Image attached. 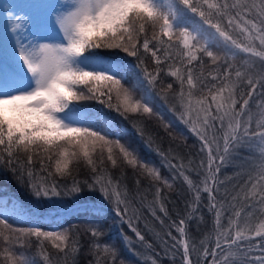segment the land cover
Listing matches in <instances>:
<instances>
[{
	"label": "snow or ice",
	"instance_id": "1",
	"mask_svg": "<svg viewBox=\"0 0 264 264\" xmlns=\"http://www.w3.org/2000/svg\"><path fill=\"white\" fill-rule=\"evenodd\" d=\"M189 13L198 16L200 22L190 17ZM213 17L216 18L215 23ZM57 22L63 34V42L33 43L17 40L8 58L0 62V161L6 156L11 165L18 154L22 153L29 166L32 165L34 156L40 157L42 169L47 162L54 166L55 173L60 176L70 175L73 163L80 161L96 172L97 160L94 157L97 153L100 164H103L106 153L107 160L113 166L116 165L115 145L126 163L142 167L149 176L159 180V172L150 168L147 163L139 162L135 154L120 144L119 140H110L107 132L102 134L91 119L75 115L79 109L74 102L95 98L107 107L115 108L121 115L141 112L151 115L152 108L135 99L134 90L125 86L129 69L122 64L107 62L90 50L119 49L129 56H137L142 48L145 53L151 54L154 63L159 66L172 59L170 50L175 46L181 49L176 53L181 58V63L186 61L183 69L175 67L173 70L170 67L168 73L181 86L178 93L180 106L184 110L181 118L184 123L190 124L191 131L203 141L202 150L207 149V173L202 181V189L181 172L189 188L195 192L194 202L200 200V192L203 191L213 201L210 207H217L214 202V185L219 167L213 168L217 157L213 148L214 139L209 140L207 132L210 126H216L217 120L221 128L227 120L228 131L223 138L224 152L245 146L249 150L254 148L258 151L256 174L254 177L249 175L251 190L245 198L258 197L257 203L264 205V113H261V118L256 122V130L250 131L252 114L248 113L247 119H241L249 100L244 99L237 110L238 100L235 94L243 78L246 77L247 84L253 90L256 81L239 68L235 69L233 78L232 66L228 65L222 76L209 73L212 81L219 80V86L213 83L209 88L203 82L206 79L204 73L194 74L191 67L193 61H200L199 54L208 57L216 65L219 57L212 48L220 46L218 41H222L229 51L235 48L264 62V0H75L69 11L58 16ZM222 23L227 25L228 30L222 27ZM149 28L152 31L151 39L146 35ZM231 31H238L246 42L233 38ZM160 53L163 54V59ZM143 72V80L137 77V86L146 81L154 87L160 68L157 67L155 74L147 68ZM168 88L171 89L172 84ZM198 90H207V95L197 98ZM248 95L251 96V92ZM101 97L104 99H100ZM113 98L117 103L112 102ZM61 113L64 115L61 116ZM219 159L223 163L224 156ZM201 167H204L203 161ZM27 176L34 196L47 198L61 195L55 183L33 182L30 167ZM94 184L100 185L105 198H114L117 215L128 213L126 200L122 198L118 185H113L111 179L105 181L102 176H96ZM79 190L74 183L70 191ZM121 204H125L123 210L119 207ZM22 211V207L16 205L11 209L7 204L0 205V242L4 245L0 256L7 264H36L35 257L13 251L15 247H25L26 243L30 246V240L26 242L25 237H34L39 242V256L45 261L49 260V256L43 248L44 241H49L53 248L65 256L77 251V248L69 247L72 242L69 231L13 229L8 222V213ZM161 211H166L163 205ZM219 215L220 212L217 211V223ZM240 215V212H235V236L230 240L226 237L224 245L217 238L216 248H227L229 251L227 254L222 251V259L217 261L216 251L213 250V264H251L253 260L257 264H264V255L237 258L238 254L231 251L238 241L252 239L246 235L251 231L250 228L239 227ZM129 223L131 226V221ZM184 223L182 219L181 226L177 227L182 235H185L182 227ZM133 231L140 241L144 240L140 232L136 229ZM91 235L97 237L98 230L92 229ZM254 235L264 238V223L256 227ZM258 247L264 248V245ZM94 251L99 254L97 264H100V258L105 254L112 258L105 264H114L116 252L107 243L103 245L102 253L99 243L94 245ZM191 251H195L194 246ZM204 255H208L207 249H204ZM183 261L184 264H193L187 238L183 242Z\"/></svg>",
	"mask_w": 264,
	"mask_h": 264
},
{
	"label": "trees",
	"instance_id": "2",
	"mask_svg": "<svg viewBox=\"0 0 264 264\" xmlns=\"http://www.w3.org/2000/svg\"><path fill=\"white\" fill-rule=\"evenodd\" d=\"M189 16L200 22L198 16L191 13ZM213 22H216L215 17ZM204 27L207 28V25ZM222 27L228 30L226 24L222 23ZM5 28L8 27L0 16L2 39ZM230 34L233 38L246 42L238 31H231ZM146 35L151 39L150 28ZM142 39L143 37L141 41ZM218 43L220 46L212 48L219 57L216 65H213L208 57L199 54L200 61H193L191 67L194 74L204 73L206 79L203 82L209 88L213 83L219 86V80L212 81L209 73L222 76L228 65L232 66L233 78L237 68L245 71L246 76H252L256 81L255 89L247 84L245 77L235 94L238 100L237 110L244 99L249 100L245 115L241 119H247V114L251 113L253 120L250 131H254L257 120L261 118V113H264V79H261L264 77V62L235 48L229 51L223 46L222 41ZM257 47L259 48V45ZM180 50L174 46L170 50L172 59L162 62L159 66L154 63L151 54L145 53L142 48L137 56H129L119 49L90 50L107 62L122 64L129 69L125 86L134 90L135 99L147 103L152 108V114L141 112L121 115L115 108H109L95 98L86 103L75 104L79 109L76 114H81L86 120L91 119L95 127L101 129L102 134L107 132L110 140H119L120 144L135 154L139 162L155 168L160 179L149 176L145 169L138 165L126 163L115 145L113 146L117 161L115 166L107 160L106 153L103 164H100L97 153L94 157V160H97L96 172L92 171L91 166L80 161L73 163L70 175L63 176L57 175L54 166L47 162L42 169L40 157L34 156L33 163L29 166L26 156L22 153L18 154L11 165L5 156L4 160L0 161V205L7 204L9 209L16 205L23 209L22 212L9 213L7 218L11 227L69 231L72 239L69 247L77 248L75 253L65 256L53 248L49 241H44L43 248L49 256V260L45 261L39 256V242L34 237H25L26 242L30 240V246L26 243L25 247H15L13 251L35 257L36 264H97L99 254L94 251V245L99 243L102 253L103 245L107 243L115 249L114 264H153V261L155 264H184L183 242L187 238L193 264H213V250L216 251L217 261L222 259V251L224 254L229 251L227 248L217 249L216 242L219 238L221 245H224L226 237L230 240L235 236L237 230L235 212L238 211L241 213L238 218L239 227L250 228L251 231L246 235L252 239L238 241L237 245L232 246L231 251L238 254L237 258L264 255V248L258 247L264 245V238L254 235L256 227L264 223V205L257 203L258 197L245 198L251 190L249 175L254 177L256 174L258 151L254 148L249 150L245 146L225 153L223 138L228 131L227 120L223 128L217 120L216 126H210L207 132V138L214 139L213 148L217 159L213 168L219 167L214 185V202L217 207H210L213 201L210 200L208 193L203 191L200 192V200L194 202L195 192L189 188L181 175L183 172L202 189V181L207 173V149L202 150L203 141L191 131L190 124L183 122L181 116L184 110L180 106L178 96L181 86L175 77L168 74L170 67L173 70L175 67L184 68L186 61L182 64L181 58L176 55ZM8 52L7 49L0 47V62L8 58ZM160 55L163 59V54ZM141 60L143 63H140ZM157 67L160 68V72L154 87L148 85L146 81L137 86V77L143 80L144 68L155 74ZM197 83L199 85L200 82ZM169 84H172L171 89L168 88ZM249 92L251 96L248 95ZM201 95H207V90L196 92L197 98ZM220 156H224L223 163L220 162ZM202 161L204 167H201ZM29 167L33 171V182L55 183L61 195L47 198L34 196L27 176ZM96 176H102L105 181L111 179L113 185H118L128 207L126 215L123 213L117 215L114 198H105L100 191V185L94 184ZM74 183L80 189L78 192L70 191ZM161 205L166 211H161ZM119 207L123 210L125 204ZM217 211L220 212L219 223ZM22 216L25 218H21ZM182 219L185 221L182 225L185 235L177 231ZM92 229L98 230L97 237L91 235ZM133 229L144 236L143 241L138 239ZM193 246L195 251H191ZM3 247L0 242V251ZM204 249L208 250L207 256L204 255ZM111 259L110 255H102L100 264H105ZM0 264H7L2 256ZM251 264L257 262L253 260Z\"/></svg>",
	"mask_w": 264,
	"mask_h": 264
},
{
	"label": "rangeland",
	"instance_id": "3",
	"mask_svg": "<svg viewBox=\"0 0 264 264\" xmlns=\"http://www.w3.org/2000/svg\"><path fill=\"white\" fill-rule=\"evenodd\" d=\"M74 3L75 0H1L0 16L8 28L3 33L4 39L0 38V47L7 49L10 54L17 40L33 43L63 42L57 18L69 11ZM87 101L90 99L76 101L74 104ZM60 115L63 116V113Z\"/></svg>",
	"mask_w": 264,
	"mask_h": 264
}]
</instances>
